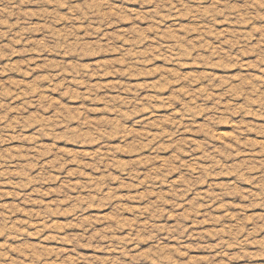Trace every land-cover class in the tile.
<instances>
[{"label":"rangeland","instance_id":"374dc122","mask_svg":"<svg viewBox=\"0 0 264 264\" xmlns=\"http://www.w3.org/2000/svg\"><path fill=\"white\" fill-rule=\"evenodd\" d=\"M0 264H264V0H0Z\"/></svg>","mask_w":264,"mask_h":264}]
</instances>
